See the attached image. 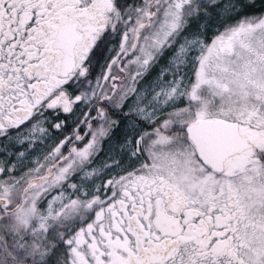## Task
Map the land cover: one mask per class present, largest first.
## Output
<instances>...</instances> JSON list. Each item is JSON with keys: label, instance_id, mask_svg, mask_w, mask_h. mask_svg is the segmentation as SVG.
Listing matches in <instances>:
<instances>
[{"label": "snow or ice", "instance_id": "snow-or-ice-1", "mask_svg": "<svg viewBox=\"0 0 264 264\" xmlns=\"http://www.w3.org/2000/svg\"><path fill=\"white\" fill-rule=\"evenodd\" d=\"M0 264H264V0H0Z\"/></svg>", "mask_w": 264, "mask_h": 264}]
</instances>
